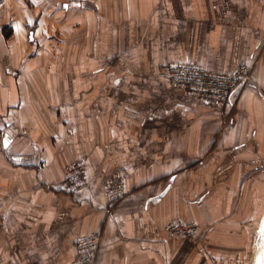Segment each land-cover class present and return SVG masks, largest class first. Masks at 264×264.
Instances as JSON below:
<instances>
[{
    "label": "crops",
    "instance_id": "1",
    "mask_svg": "<svg viewBox=\"0 0 264 264\" xmlns=\"http://www.w3.org/2000/svg\"><path fill=\"white\" fill-rule=\"evenodd\" d=\"M103 1L62 5L77 35H61L55 56L35 2L0 0V264H70L75 239L96 231L95 264H251L264 213V0ZM253 60L230 112L157 75ZM74 159L87 187L70 195L58 184ZM114 174L127 193L111 203ZM176 221L196 234L162 232Z\"/></svg>",
    "mask_w": 264,
    "mask_h": 264
},
{
    "label": "built area",
    "instance_id": "2",
    "mask_svg": "<svg viewBox=\"0 0 264 264\" xmlns=\"http://www.w3.org/2000/svg\"><path fill=\"white\" fill-rule=\"evenodd\" d=\"M251 64L238 67L231 74H213L202 66L191 63H176L161 66L157 75L186 96L198 102L230 112L238 92L253 82ZM87 187V173L82 159L70 161L63 169L58 184L59 191L73 195ZM127 193L125 176L114 174L107 178L104 194L111 203L121 200ZM198 230L194 221H176L166 224L162 232L172 238L190 239ZM2 227L0 225V232ZM102 235L96 231L79 236L74 241L75 253L70 264H95Z\"/></svg>",
    "mask_w": 264,
    "mask_h": 264
},
{
    "label": "rangeland",
    "instance_id": "3",
    "mask_svg": "<svg viewBox=\"0 0 264 264\" xmlns=\"http://www.w3.org/2000/svg\"><path fill=\"white\" fill-rule=\"evenodd\" d=\"M32 1L35 2V8L38 11L37 19L36 22L34 23V25L37 26V35L39 36V38L46 40L49 43V45L52 46V48L49 49L51 55L56 56L60 54L61 52L60 42L64 40L61 35H63L64 38L68 40L69 44L75 43V39L77 35V14L73 9L67 12L64 11L65 14H63L62 9L60 8L62 7L63 4L75 5L76 3L75 1L77 0H32ZM51 1L53 2L52 6L50 5ZM108 1L109 0L103 2L108 3ZM51 7L53 8L56 7L57 10H53V8ZM42 11L44 14H41L42 15L41 16L39 12ZM66 25L69 26L67 27ZM45 34L47 36L43 38L42 36ZM251 85L252 82L248 86Z\"/></svg>",
    "mask_w": 264,
    "mask_h": 264
},
{
    "label": "water",
    "instance_id": "4",
    "mask_svg": "<svg viewBox=\"0 0 264 264\" xmlns=\"http://www.w3.org/2000/svg\"><path fill=\"white\" fill-rule=\"evenodd\" d=\"M255 252L251 264H264V213L258 223L255 240Z\"/></svg>",
    "mask_w": 264,
    "mask_h": 264
},
{
    "label": "snow or ice",
    "instance_id": "5",
    "mask_svg": "<svg viewBox=\"0 0 264 264\" xmlns=\"http://www.w3.org/2000/svg\"><path fill=\"white\" fill-rule=\"evenodd\" d=\"M6 146V145H5Z\"/></svg>",
    "mask_w": 264,
    "mask_h": 264
}]
</instances>
